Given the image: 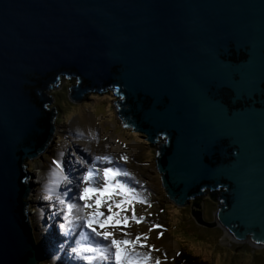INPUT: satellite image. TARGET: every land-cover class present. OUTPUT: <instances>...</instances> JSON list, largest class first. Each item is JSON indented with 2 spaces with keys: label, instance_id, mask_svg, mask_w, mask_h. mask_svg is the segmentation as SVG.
I'll return each instance as SVG.
<instances>
[{
  "label": "water",
  "instance_id": "1",
  "mask_svg": "<svg viewBox=\"0 0 264 264\" xmlns=\"http://www.w3.org/2000/svg\"><path fill=\"white\" fill-rule=\"evenodd\" d=\"M62 77L74 102L114 88L122 126L165 138L178 206L224 190L212 221L192 204L198 225L264 247V0H0V264L42 263L24 160L53 133Z\"/></svg>",
  "mask_w": 264,
  "mask_h": 264
},
{
  "label": "rangeland",
  "instance_id": "2",
  "mask_svg": "<svg viewBox=\"0 0 264 264\" xmlns=\"http://www.w3.org/2000/svg\"><path fill=\"white\" fill-rule=\"evenodd\" d=\"M77 85L78 80L76 78L62 77L60 83L48 91V96H50L53 101L51 104H47L46 107L55 110L56 114L52 121L53 133L51 134V140L48 141L44 150L37 157L24 160V171L27 176L24 178V182L29 185V189L31 190V193L24 198L26 203L32 202L37 195H39L38 199L40 198L41 201L45 202L47 200L44 199V197H46L44 193H35L44 178L43 174L46 160L50 155L47 151L60 150L65 146L67 148L66 155L67 153L74 154L75 157L84 159L78 154L73 143H70L72 138L70 132L72 130L71 128H73L74 122H76V119L82 113H89L97 119L98 131L109 139L112 143L111 147H117V144H119L124 150L127 149V144H125L121 138L133 143V146L127 149L131 160L128 166L129 168L132 166L130 169H133L137 174L141 173L139 174L141 179L147 180L151 178L150 174L156 170L154 164L157 148L166 142L165 138L161 137L156 142L151 143L145 140V134L134 131L133 128L128 126H122L125 122L117 115L120 108L116 107H118L119 104L113 103L121 99L115 95L116 92L114 89L107 92L86 93L81 101H72L69 89ZM68 101H70L72 105L68 103ZM58 104L63 106L64 112L61 111V107ZM59 119H61L60 123H58ZM67 159L73 160V157L69 155ZM79 163L81 165L80 161ZM139 165L143 166L139 167ZM124 168L126 169V167ZM85 170L86 169H80V171H82L81 173ZM77 190L79 191V189ZM32 191L34 192L32 193ZM166 192V187L165 193L158 192L155 209L151 215L153 216L152 218H156L155 220L161 222L163 225V232L169 240L178 245V248L176 247L174 251H170L171 262L168 263L264 264V247L252 248L248 243L241 244L231 242L229 237H223L224 234H220L213 230L219 227L208 228L196 224L191 214V205L193 203L200 204V206L195 207V209L203 211V216L206 221H212L213 214L221 207L219 196L223 193L222 189L218 191H212L208 188L204 189V194L195 196L190 200V204L185 206H178L166 196ZM43 207L45 208V206ZM26 211L27 214H35L37 212L35 204H27ZM58 221L60 230L64 228V222L60 218ZM116 235L118 239L121 237L120 234L119 236L118 234ZM131 235L135 234L131 232ZM69 252L74 254L71 250ZM177 253H179V255H177Z\"/></svg>",
  "mask_w": 264,
  "mask_h": 264
},
{
  "label": "bare ground",
  "instance_id": "3",
  "mask_svg": "<svg viewBox=\"0 0 264 264\" xmlns=\"http://www.w3.org/2000/svg\"><path fill=\"white\" fill-rule=\"evenodd\" d=\"M71 129L72 130L70 132L72 138L70 140V143H73V146L78 154H80V156H82V158L84 159H81V157L77 158L74 154L67 153L66 155L67 148L65 146L60 150L50 149L51 151H47L50 153V155L46 160V166L44 168L43 176L45 179L42 177L43 181L39 185V188L35 193H44L46 196L51 194L52 200H46L45 202H43L40 198L38 199L39 195H37L34 197V200L32 202H27V204H35L37 209V212L35 214H27V220L30 224L33 238L35 239L38 249L40 250V254L43 260L42 264H74L73 262L75 260L70 261L68 257L67 252L71 250V246L69 244L73 239L74 234L77 235L82 230H85L86 232L88 230L84 227H78L79 230L76 231L75 228H72L70 225H68L67 221H65L64 219V206L58 203V198L68 200L72 203L82 204L83 202L81 201H73V199H75L76 197L73 196L75 194L74 189L77 188V184H79L80 182V176L82 175V171H80V169L83 170L84 167H89L91 165H96L102 169L107 165L96 162L92 158L95 156L105 155L113 158L115 166L121 167L123 170H126L132 174L135 181H138V183H134L132 180H129L126 177H120L119 179L122 182L128 183L136 188V192L138 194L137 199L142 198L148 201V204L135 202L136 215L138 217H144L145 219L142 223H136L135 220L128 221L131 227L125 229V231L130 233V236L127 238L134 240L137 235L147 233L150 237L147 243L150 245H155L159 249V251L152 253L153 257H161L163 259V255L166 253V264H170L168 263L171 262L170 251H174V248H178V245L169 240V238L163 232V225L161 224V222L155 220L156 218H152L153 216L151 215L153 210L155 209V203L157 200L156 196H158V192L160 191L165 193V187L162 186L158 178V175L163 176V173L157 172L155 170L150 174L151 178L147 179L148 181L141 179V176L139 175L141 173L138 172L139 174H137L133 169H130L132 168V166L130 168L128 166V163H130L131 160L127 149L132 147L133 143L127 141L124 138H121V140L125 144H127V149L124 150L119 146V144H117V147H111L112 143L109 141V139L103 133H100L98 131L97 119L89 113H82L80 116H78L76 122H74L73 128ZM68 154L73 157V160L67 159V157L69 156ZM122 156H126L128 158L127 162L121 159ZM57 159H60L63 162V171H61L54 165L53 161ZM79 161L81 162V165ZM123 166L126 167V169ZM140 166L143 165H139V167ZM154 168H156V164H154ZM65 176L67 177V179H65ZM84 186L85 185L80 184V187L83 188ZM33 192L34 191H32V193ZM29 193H31V190L29 191ZM149 204L150 206H148ZM198 205L200 206V204ZM43 206H45L44 210H42ZM101 210L106 212V209L104 208H102ZM128 215L131 216V212H129ZM44 218H46L47 222L42 223V220ZM59 218L62 219L63 222H65L63 225L64 228L60 229V231L62 230V233L60 232V234L61 236L64 235V238L68 242V245H65L62 249V241L57 240L54 249V243L56 242V239L54 234L51 232V225L53 222L57 223ZM156 225H160L161 227L155 229L154 231H149V229L155 228ZM131 232L135 235H131ZM161 232L163 233V237L161 239H158L157 236ZM116 234H118L119 236V232H117ZM124 238L125 237L122 236L119 237V239ZM91 239L99 240V238L95 236H92ZM137 251H148V249L137 248ZM73 256H75V254ZM83 262L84 261H78L76 264H83Z\"/></svg>",
  "mask_w": 264,
  "mask_h": 264
},
{
  "label": "snow or ice",
  "instance_id": "4",
  "mask_svg": "<svg viewBox=\"0 0 264 264\" xmlns=\"http://www.w3.org/2000/svg\"><path fill=\"white\" fill-rule=\"evenodd\" d=\"M92 159L107 166L101 169L96 165H91L80 176V182L77 184L79 189L77 199L83 203H72L58 198V203L64 206V219L68 225L72 228L84 227L88 230L83 234V242H80L72 251L86 264H166V253L163 255V259L153 257L152 253L159 249L155 245L147 243L150 239L147 233L137 235L134 240L127 238L130 233L125 229L131 227L128 221L135 220L136 223H142L145 219L136 215L135 202L148 204V201L142 198L137 199L136 188L122 182L119 178L126 177L134 183H138V181H135L128 171L115 166L114 160L110 156H95ZM121 159L127 162L128 158L122 156ZM53 163L63 171L64 166L60 159ZM65 179H67L66 176ZM80 184L85 186L80 188ZM44 199L51 201L52 195L50 194ZM102 208L106 209V212L102 211ZM129 212H131V216L128 215ZM160 227V225H156L149 231ZM117 232L125 238L118 239ZM92 236L108 243L105 245L94 241L91 239ZM162 237L163 233L161 232L157 238L161 239ZM137 248H147L148 251H137Z\"/></svg>",
  "mask_w": 264,
  "mask_h": 264
},
{
  "label": "trees",
  "instance_id": "5",
  "mask_svg": "<svg viewBox=\"0 0 264 264\" xmlns=\"http://www.w3.org/2000/svg\"><path fill=\"white\" fill-rule=\"evenodd\" d=\"M111 89H114V88H109V89L105 90L104 92L110 91ZM68 103H70V104L72 105V103H71L70 101H68ZM58 105L61 107V111L64 112V108H63V106H62L61 104H58ZM60 121H61V119L58 120V123H60ZM49 136H50V137H48V134H47V135L44 137V140H45V141H44V144H43V145L46 146V144L48 143V141L51 140L52 135L50 134ZM196 224H197V223H196ZM205 229H206V228H205ZM213 230L219 232L220 234H224V232H223V230H222L221 228H216V229H213ZM221 237H222V235H221ZM219 238H220V237H219Z\"/></svg>",
  "mask_w": 264,
  "mask_h": 264
},
{
  "label": "clouds",
  "instance_id": "6",
  "mask_svg": "<svg viewBox=\"0 0 264 264\" xmlns=\"http://www.w3.org/2000/svg\"><path fill=\"white\" fill-rule=\"evenodd\" d=\"M114 90H115V89H114ZM218 190H221V188H219ZM218 190H217V191H218ZM222 190H223V189H222ZM223 191H224V190H223ZM191 206H192V205H191ZM42 210H44V209H42ZM191 214H192V213H191ZM194 220H195V219H194ZM199 226H200V225H199ZM52 233L54 234V232H52ZM42 261H43V260H42Z\"/></svg>",
  "mask_w": 264,
  "mask_h": 264
}]
</instances>
